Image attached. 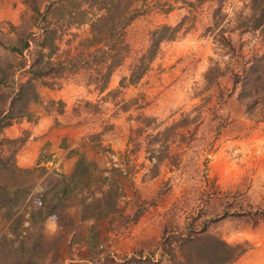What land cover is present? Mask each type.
Segmentation results:
<instances>
[{
  "label": "rangeland",
  "instance_id": "1",
  "mask_svg": "<svg viewBox=\"0 0 264 264\" xmlns=\"http://www.w3.org/2000/svg\"><path fill=\"white\" fill-rule=\"evenodd\" d=\"M168 1L173 4L170 10L149 11L125 25L124 39L136 48L145 42L147 30L157 23L183 21L177 36L160 44L139 82L121 88L116 97L143 92L147 99L144 112L165 122L181 111L192 110L198 121L191 136L186 133L183 139L173 140L170 155L160 164L158 173L142 177L148 160L143 135L133 131L135 110L113 112L109 98L101 101L96 91L86 92L81 68L54 79L50 86L40 87L39 100L27 105L30 116L16 119L0 130V136L18 135L23 140L15 152V162L17 166L28 164L33 171L21 173L23 180L28 181L20 184L29 187L28 197L17 191L24 207L19 212L5 213L8 206L0 205V264H23L22 259L28 258L36 261L32 264H116L131 253L151 254L154 261L150 264H168V258L155 248L162 230L183 228L189 219L197 227L201 218L207 220L208 231L246 245V250L227 264H264V215L254 220L248 214V210L264 206V118L255 120L256 113L245 111L235 96V88L231 89L228 70L215 84L205 85L201 77L210 57L221 66L239 70L241 56L260 51L264 45L256 33L232 31L227 35L239 53L228 55L206 31L209 2L188 7ZM30 2L0 0V103L5 99L0 108L2 114L11 91L26 76L19 61L22 55L28 58L27 49L19 54L9 45L17 42L23 28L35 31ZM37 2L44 9L48 0ZM84 28L79 27L78 32L83 33ZM130 55L111 74L108 88L116 86ZM80 98L96 103V110L75 108ZM95 132L109 146L108 150L96 152L89 146V133ZM71 149L83 152L100 166L115 164L125 171L119 180L127 195L119 200L120 204L132 196V188L138 199L153 201L135 221L119 227L113 226L115 220L109 222V216L92 220L96 246L89 242L91 221L78 222V204L70 205L66 210L71 216L70 224L58 225L51 217L47 229L42 231L54 246L47 240L40 250L46 253L28 255L25 248L31 246L34 236L29 214L37 204L36 192L42 187L41 177L33 178L39 174L33 168L42 165L69 173L77 156ZM57 177L54 173L49 176L52 180ZM158 188L162 191L156 194ZM125 208L124 212H130L129 206ZM196 214L199 216L194 218Z\"/></svg>",
  "mask_w": 264,
  "mask_h": 264
},
{
  "label": "trees",
  "instance_id": "2",
  "mask_svg": "<svg viewBox=\"0 0 264 264\" xmlns=\"http://www.w3.org/2000/svg\"><path fill=\"white\" fill-rule=\"evenodd\" d=\"M174 1L188 7L209 2L211 11L206 31L212 39L218 41L224 53L228 55L231 53L235 56L239 53L227 35L232 31L256 33L264 45V0ZM30 3L33 11L30 14L31 24L35 26V31L28 32L23 28L17 42L9 45L11 50L19 54H22L23 49H27L28 58L22 55L19 61L22 74L26 76L18 83L17 88L11 91L6 112L2 114L0 109V130L10 126L16 119L30 116L31 111L27 105L39 100L40 87L50 86L54 79L78 72V68H81L85 74L83 84L86 92L96 91L101 101L109 98L113 112L135 110L132 117L136 123L133 131L136 135H143L148 160V165L141 174L142 177L155 176L160 164L170 155L171 142L183 139L186 133L191 136L198 121L197 114L192 110L181 111L176 118L165 122L164 119L144 112L143 106L147 99L143 92H136L126 98L116 96L121 92V88L139 82L149 69L160 44L174 39L183 21L179 20L175 24L157 23L147 30L145 42L136 48H132L124 39L125 25L138 15L149 11H168L173 4L168 0H48L44 9H40L37 0ZM83 26L86 27L84 32H78L79 27ZM30 44L32 48H29ZM127 55H130V58L125 72L119 76L115 87L108 88L111 74L123 63ZM241 57L243 58L239 70L221 66L217 60L210 57L201 74L203 84H215L218 77L228 70L231 89L235 88L237 100L246 112L252 115L256 113L253 115L255 120H260L264 118V112H259L264 109V46L260 51H253ZM4 100L0 103V108ZM91 107L96 110V103L86 98H80L75 104V108L84 111ZM88 139L89 146L96 152L109 149V146L104 145L97 137V132L89 133ZM22 141L18 135L0 136V205L8 206L5 213H15L24 207L22 198L17 197L18 190L23 191L21 196H26L29 192L28 186L20 184L27 180H23L21 173L33 172L32 168L27 167L28 165L17 166L15 162V152L19 151ZM76 154L69 173L60 172L53 167L48 169L42 165L33 168L39 172L35 173L33 178L40 176L42 187L36 192L37 204L34 201L36 206L29 214L34 236L31 246L25 248L28 255L46 251L40 250L41 245L48 240L42 233L47 218H54L58 225L71 223V216L66 212L70 205L78 204V222L91 221L88 226L89 242L90 246H96L92 220L109 216V222L115 220L113 226L119 227L135 221L153 201L138 199L132 188V196L125 199L123 205L120 204L119 200L127 195L119 180V176L125 171L115 164L100 166L83 152L78 151ZM52 173L58 176L57 179L49 178ZM161 191L162 188H158L156 194ZM13 192L16 194H12ZM125 206H129L130 212H124ZM248 214L255 220L264 215V206L248 210ZM198 216L196 214L194 218ZM200 222L196 227L195 222L189 219L184 222L183 228L162 230L155 248L168 258V264H227L246 250L244 243L229 242L208 231L206 219L201 218ZM28 225L30 227L29 223ZM47 243L54 246L52 240ZM22 260L23 264L36 262L29 258ZM152 261L154 260L151 254L142 256L131 253L116 264H150Z\"/></svg>",
  "mask_w": 264,
  "mask_h": 264
},
{
  "label": "crops",
  "instance_id": "3",
  "mask_svg": "<svg viewBox=\"0 0 264 264\" xmlns=\"http://www.w3.org/2000/svg\"><path fill=\"white\" fill-rule=\"evenodd\" d=\"M21 165H28V164H21ZM49 219H51L52 220V218H47L45 221H44V230L45 229H47V223H48V221H49ZM82 246V245H81ZM71 260H74V259H71ZM78 260H81V259H78Z\"/></svg>",
  "mask_w": 264,
  "mask_h": 264
}]
</instances>
